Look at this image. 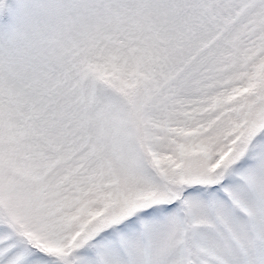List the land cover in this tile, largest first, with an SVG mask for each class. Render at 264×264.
<instances>
[{
  "label": "snow or ice",
  "instance_id": "snow-or-ice-1",
  "mask_svg": "<svg viewBox=\"0 0 264 264\" xmlns=\"http://www.w3.org/2000/svg\"><path fill=\"white\" fill-rule=\"evenodd\" d=\"M0 264H264V0H0Z\"/></svg>",
  "mask_w": 264,
  "mask_h": 264
}]
</instances>
